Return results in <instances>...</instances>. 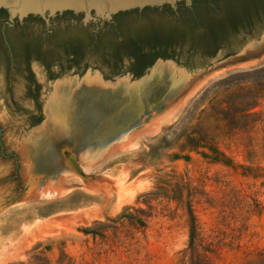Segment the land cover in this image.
Masks as SVG:
<instances>
[{"label":"rangeland","instance_id":"1","mask_svg":"<svg viewBox=\"0 0 264 264\" xmlns=\"http://www.w3.org/2000/svg\"><path fill=\"white\" fill-rule=\"evenodd\" d=\"M263 2L217 0L214 29L201 17L187 26L184 7L129 14L143 47L160 36L168 44L162 53L172 57L165 60L178 65L169 66L178 85L167 97L157 94L165 77L149 72L157 60L142 76L159 79L127 84L134 65L126 28L118 31V49L86 43L76 57L70 42H55L42 24L33 28L42 35L39 53L17 52L10 62L1 43L2 141L18 168L0 152V192L9 201L0 213V264H264V8L257 11ZM240 3L250 19L239 23L227 8ZM49 26L93 32L74 18ZM100 74L107 105L96 107L99 92L86 93L101 120L90 140L141 123L123 135L125 143L122 136L76 154L88 179L56 172L50 152L64 164L74 152L65 139L36 135L55 132L47 105L61 109L69 101L64 111L79 109L78 91L96 86L85 81ZM133 90L135 98L128 95ZM63 126L81 131L69 119Z\"/></svg>","mask_w":264,"mask_h":264},{"label":"water","instance_id":"2","mask_svg":"<svg viewBox=\"0 0 264 264\" xmlns=\"http://www.w3.org/2000/svg\"><path fill=\"white\" fill-rule=\"evenodd\" d=\"M194 1H202V0H0V10H5L8 15V21L6 24L9 26L14 25L16 21L22 22L25 18L29 16H39L43 18L47 24L50 23V19L56 17L57 15H62L65 12H71L73 15L77 17H73V15H68L65 18H74L77 21H79L84 26L95 29L97 26V23H104V22H110L113 20L115 15H118L119 13L124 12H130L137 10L138 12H134L131 14H140V13H152V12H165V11H171L169 8H164V6H170L172 10L179 9L177 8L178 3L184 2L187 6H191ZM183 8V7H181ZM63 19V18H62ZM58 20V19H56ZM55 21V19L53 20ZM106 28L105 24L101 25L100 30ZM158 65H171L175 68V70L178 69V65L172 61V60H165L162 58H159L156 62V66L149 69V72H154L155 68ZM181 71H184L187 73L186 70L181 69ZM162 74L165 77V81H159L163 82L162 89H157V94L159 95L160 92L167 93V89L170 87V84L172 82V79H175L176 76L171 75L167 72L159 73ZM149 75V73H148ZM134 78L132 76H128V83H132L135 81L136 83H144L148 84L151 83L154 80H157L159 78L153 79L152 76H141L139 78ZM162 79V78H161ZM101 80L106 83L107 81L101 77ZM122 82V81H121ZM157 82V81H156ZM112 84V82H109ZM126 84V85H127ZM160 84V83H159ZM53 85V83H51ZM123 89L118 90V94L123 95L126 91L125 84L121 85ZM84 90L89 92L92 89L84 88ZM162 90V91H161ZM83 90H79V94L81 97H77L74 100L77 104H79V109H75L69 112L65 109V107L68 105L69 101H66L65 104H61V109L57 110L56 112H53L52 109H50L51 102L47 105V112L51 111L52 114L49 116V121H51L53 127L55 128V132H52V135L50 134V131L41 130L39 133H36V135H48L49 137L53 136L55 140H57L59 143H61V140H64L63 142H66L67 145H69L72 148V151L74 153H67L66 158V164L62 163L61 160L56 157L53 153L48 155L49 162L53 165V167L56 169V172H62L65 169H68L69 171H73L77 175H80L84 179H88L87 175L83 172L81 169L76 154L80 151H83L89 147H93L95 145H98L99 147H105L107 143H110L112 141H115L116 139H119L127 131L131 129L133 126L140 125V121L137 120L130 124L129 128L125 129H113L109 128L107 131V135L105 138L101 140H94L91 141V137H93L96 129L99 127L101 120L100 118H97L93 114V110L96 109L98 105H100L102 108L106 107L107 101L105 99L104 95L102 94V90L98 89L95 92L100 93V102L96 104V107L93 108V101L90 97L86 95V93L82 92ZM161 94V93H160ZM128 95L130 97L137 96L136 91L133 90V92H128ZM72 96V93H71ZM166 95L165 97H167ZM125 98V95H124ZM165 106L162 102L158 104L155 108L157 110L162 109ZM56 113V114H55ZM61 113V114H60ZM60 114V115H57ZM69 119L70 121L76 123L79 131L78 133L70 131L66 127L63 126V120ZM46 124L42 127L45 128ZM41 128V127H40ZM39 128V130H40ZM82 129H87V131L82 132ZM38 130V129H37ZM2 133L3 129L0 126V152L1 155L5 158H9L10 156H13L15 158L17 168H18V160L16 154H5L4 152V144L2 141ZM72 136H75L77 139V142H73L71 139ZM46 138L43 140V143L46 142ZM33 191V190H32ZM30 191L28 195H31L33 192ZM9 204V201L6 200L3 197V193L0 192V213L3 211V209Z\"/></svg>","mask_w":264,"mask_h":264},{"label":"flooded vegetation","instance_id":"3","mask_svg":"<svg viewBox=\"0 0 264 264\" xmlns=\"http://www.w3.org/2000/svg\"><path fill=\"white\" fill-rule=\"evenodd\" d=\"M216 1L217 0L194 1L191 6H187L184 2H180L178 3L177 8H185L187 26L192 27L193 24L197 22L196 20L200 19L201 17V19L203 18L205 20V24L209 28L214 29L215 24L211 18L210 12L216 8L214 5ZM230 7L231 8L227 9L231 11L236 22L240 23L241 18H244L249 14V9L247 6L241 3L234 7L230 5ZM164 8H169L172 12L174 11L170 6H164ZM134 12L138 11L134 10L130 12L119 13L118 15H115L113 20L110 22L97 23V26L93 32L89 31L85 27H82L80 30L70 32L65 30L54 32L51 28H49V25L54 19H62L68 15H73L71 12H65L62 15H57L56 17L51 18L49 24H47L46 21L39 16H29L22 22L16 21L12 26L6 24L8 21V15H4L3 20L0 21V48L1 43H4L10 62L14 60V56L17 52H20L26 56L29 54V51H32L33 53L41 52L43 50L42 35L34 32L33 28L38 24H42L44 27V33L54 36L53 40L55 42H70L74 47L73 55L76 57L86 43L94 45L99 42H104L111 49H115V47L118 49L119 44L122 42V38L120 35H118V31L119 29L126 28L129 32H131V38L125 47L132 52L131 55L128 56V60L134 65L132 77L136 79L142 76L141 75L137 77L139 72H145L149 68L147 67V64L151 62L155 56L166 55V53H162V51H165L164 49L166 48L164 47H166L168 44L164 43L163 39L155 34L149 39L150 49L146 50L142 45V38L140 34L136 30L131 17H129V14ZM0 13L4 14L1 12V10ZM73 17L77 16L73 15ZM102 24H105V27L108 28L103 37L101 33L102 31H100ZM159 58H156V60ZM101 77L104 78L102 75ZM35 85L37 86V84Z\"/></svg>","mask_w":264,"mask_h":264},{"label":"bare ground","instance_id":"4","mask_svg":"<svg viewBox=\"0 0 264 264\" xmlns=\"http://www.w3.org/2000/svg\"><path fill=\"white\" fill-rule=\"evenodd\" d=\"M169 66H171V65H158L156 68H155V70H154V74L155 73H157V74H159V73H164V72H167V73H171V71H170V67ZM87 84H94V85H96V86H94V87H87V86H82V88H81V90H83L82 92L83 93H87V90L85 91L84 90V88H89V89H92L91 91H97L98 89H101V88H99V87H97L98 85L99 86H103V84H104V82L101 80V78L100 77H94V78H87L86 79V81H85ZM125 85H126V83H124ZM176 85H178V81H176L175 83H174V81H173V79H172V82H171V84H170V87L167 89V95H169V93L173 90V87H175ZM90 91V90H89ZM61 95H62V98L64 99V98H68L69 96H70V93H68V91H67V89H65V88H63V89H61ZM51 106H50V109H52L53 110V112H56L57 110H60V107L58 106V104H56V103H53V102H51V104H50ZM168 115V114H167ZM130 133V132H129ZM124 137V136H123ZM126 142V137H124V139L122 140V143H125ZM31 172V171H30ZM30 172L29 173H27L28 175L27 176H29V174H30ZM31 177H32V175H31ZM35 178V177H34ZM29 179H31L30 178V176H29ZM28 181V180H27ZM36 181V180H35ZM30 183H33V186L32 187H34V189H35V187H36V185H37V182L34 184V180L32 179V180H30ZM29 183V184H30ZM31 186V185H30Z\"/></svg>","mask_w":264,"mask_h":264},{"label":"trees","instance_id":"5","mask_svg":"<svg viewBox=\"0 0 264 264\" xmlns=\"http://www.w3.org/2000/svg\"><path fill=\"white\" fill-rule=\"evenodd\" d=\"M260 8H264V2H263V5H262V6H260L259 8H257V11H258ZM1 12H3L4 15L7 16V13H6L5 10H1ZM248 19H250V16H246V17H244V18H241V21L244 22V20L246 21V20H248ZM159 57H161V58H163V59H172L171 56H167V55H157V56H155V58H154L151 62H149V63L147 64V67H150V66L155 62L156 58H159ZM143 73H144V72H139V73L137 74V77L143 75ZM190 214H191V231H190L191 240H190V248L193 249V248L195 247V245H194V240H195V234H196V225H195V219H194L192 213H190Z\"/></svg>","mask_w":264,"mask_h":264}]
</instances>
